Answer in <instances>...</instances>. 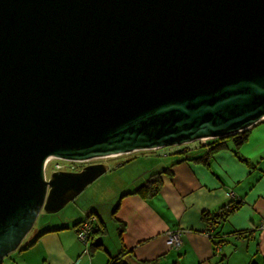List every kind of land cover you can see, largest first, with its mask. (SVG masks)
<instances>
[{"label": "water", "instance_id": "1", "mask_svg": "<svg viewBox=\"0 0 264 264\" xmlns=\"http://www.w3.org/2000/svg\"><path fill=\"white\" fill-rule=\"evenodd\" d=\"M264 119V0H0V261L108 169L54 157L225 137ZM205 143V142H204Z\"/></svg>", "mask_w": 264, "mask_h": 264}, {"label": "crops", "instance_id": "2", "mask_svg": "<svg viewBox=\"0 0 264 264\" xmlns=\"http://www.w3.org/2000/svg\"><path fill=\"white\" fill-rule=\"evenodd\" d=\"M227 144L228 149L215 153L206 166L189 161L174 164L171 174L160 176V189L152 197H120L154 172L150 164L148 168L144 164L139 176L123 179L127 187L122 193L115 191L119 195L115 193L116 202L105 217L100 207L110 204L111 196H99L98 202L74 200L72 214L45 228L57 230L43 233L28 248L11 252L0 264H106L121 249L128 252V264L155 259L157 264H264V119L251 127L247 141L238 149L247 163L233 152L231 141ZM130 159L128 164L137 157ZM236 201L240 207L228 216L207 221L206 214H218L222 206ZM89 214L103 218L106 225L110 220L113 226V234L107 228L105 235L91 240L103 246L92 253L91 241L83 243L75 231V225ZM120 222L125 225L122 245L117 234ZM175 230L182 232L181 243L169 246L167 232ZM238 231L247 237L236 236Z\"/></svg>", "mask_w": 264, "mask_h": 264}, {"label": "rangeland", "instance_id": "3", "mask_svg": "<svg viewBox=\"0 0 264 264\" xmlns=\"http://www.w3.org/2000/svg\"><path fill=\"white\" fill-rule=\"evenodd\" d=\"M205 141L206 140H202L200 143H198L197 147L202 146ZM228 143H230V141H228ZM194 144H195L194 142L192 143L190 142V143H187L186 146H190V147L196 146ZM183 145L162 147L160 150H158L159 148L154 149V150H138V151H133L130 153L115 154V155L103 156V157H97L95 159H91L90 161H93V162H103L107 166L108 169L106 170L104 174H102L97 179H95L93 182L88 184L84 188V190L74 198L75 202L79 203V201H88L86 199H90V200L94 199L95 201L98 202L101 200L99 196H104L107 194L108 197L111 196L109 200L110 204L107 203L104 207L102 206L100 207V210L102 211V213H104V217H105V213L109 210V207L116 202L115 193L116 194L118 192L122 193V190L126 189L127 187L123 179H127L130 181L132 179L131 178L132 175L139 176V173H141L142 168L144 170V164H145V168H148L150 164L151 168L154 169L152 170V172L153 171L156 172L160 168L168 166L175 159H177L179 155L172 154V153L170 154L168 153L166 155H163V154L157 155V152L164 153V152H167L168 150L174 151L176 149H180L179 147ZM197 149H198L197 151H199V148ZM135 156L137 157V160H133L129 164L125 163L122 166V168H119V167L114 168V167L119 166L121 163L125 162L127 159L133 158ZM138 160H140L142 163H140ZM56 161L64 163V161L56 160V159L49 161L47 168L45 169L46 176H49V174L53 171L54 163ZM132 185L134 184H131L130 186ZM119 189L121 191H119ZM117 190L118 192H115ZM73 201L68 202L63 208H61L55 213H46V212L40 211V213L38 214L33 224V227L31 228L29 233L25 236L20 246L29 242V239L34 235L36 229L48 227L56 223H61L60 222L61 217H66L72 214L74 210L73 208L74 205H72L74 204ZM89 217L91 219L92 217H95V216L90 215V214L86 216V218H89ZM107 228H108V233L113 234V226L110 220L109 221L107 220ZM18 249L19 247L16 250Z\"/></svg>", "mask_w": 264, "mask_h": 264}, {"label": "trees", "instance_id": "4", "mask_svg": "<svg viewBox=\"0 0 264 264\" xmlns=\"http://www.w3.org/2000/svg\"><path fill=\"white\" fill-rule=\"evenodd\" d=\"M253 127V126H252ZM251 127L237 132L235 134L229 135V136H225V137H218V138H210V139H206L205 143L202 146H198V147H193V148H181L177 153H172V154H178V158L175 159L172 163H170L168 166H166L165 168L153 172L152 174L149 175V177L140 185H138L136 188H134L132 191L130 192H125L122 195H120V197H122L123 195H127V194H137L139 196H141L142 198H148V197H152L154 195L157 194V192L160 189L161 186V179L160 176L165 173V174H171L170 168L177 163L180 162H184V161H189V162H195V163H201L202 165H208L210 158L217 153L220 150H224V149H228V141H231V143L234 146L233 152L239 157L240 160L244 161L247 163V161L242 158L239 153H238V149L239 147L245 143L248 139L249 136V131H250ZM199 148V151H197ZM201 148V149H200ZM196 149V150H195ZM131 159H127L125 162L121 163V165H124L125 163H127L128 161H130ZM241 205L240 201H236L234 203H229L226 204L224 206H222L220 209L223 211V209L226 206H231V208H239ZM118 204H116V206L113 208V211L111 213V216H113L117 210ZM219 209V210H220ZM93 215V214H90ZM216 213H212V214H206V219L207 221L210 222H215V219L217 218ZM229 213H226L225 216H228ZM84 220V219H83ZM83 220H81L80 222H82ZM79 224V223H78ZM77 225H75V231L77 229ZM124 223H118V241L120 242V245H122V233L124 230ZM46 227L40 229H36L34 235L29 239L28 243H25L22 246H19L18 250H22L25 248H28L32 245H34V243L38 240V238L43 234L46 233L47 231H54L57 229H51V230H45ZM107 233V225L106 222L103 220V218L99 217V216H95V220L92 222L91 225V232L89 234V242L96 238L97 236L102 237L103 235H105ZM77 234V233H76ZM236 236H241V237H247L246 233L243 231H238L235 232ZM78 238V237H77ZM216 244L219 243L218 241L215 242ZM87 244V242H86ZM98 249H103V246L100 242L96 241V242H92L89 244V252H95ZM128 253V252H126ZM125 250L121 249L120 252H118V254H116L115 256H110L106 262V264H128L127 260L125 258L126 256ZM2 262V260L0 261V263ZM139 264H157V260H150V261H142Z\"/></svg>", "mask_w": 264, "mask_h": 264}, {"label": "built area", "instance_id": "5", "mask_svg": "<svg viewBox=\"0 0 264 264\" xmlns=\"http://www.w3.org/2000/svg\"><path fill=\"white\" fill-rule=\"evenodd\" d=\"M202 140L199 139V140H195V141H192L194 142L196 146H186L187 143L181 147H179L180 149L181 148H185V147H188V148H193V147H197L198 143H200ZM191 142V143H192ZM190 143V142H189ZM161 148H159L158 150H160ZM180 149H176L174 151L172 150H168L167 152H164V153H159L157 152V155H160V154H163V155H166V154H170V153H177ZM62 160L64 161V163L62 162H59V161H56L54 163V168L53 170H66V171H73L74 169H77L78 167L81 166L82 163H84L85 161H71V160H65V159H59V158H47L45 163H44V168L46 169L47 168V165L49 163V161H52V160ZM230 207L229 206H226L223 211L222 210H219L218 211V215L217 217H222L225 216L226 213H230ZM95 220V217H92L90 219L87 218L86 220H83L82 222H80L77 226V229H76V233H77V237L80 241H82L83 243H86L87 242V239L89 238V234L91 232V225H92V222ZM215 220H220L219 218L215 219ZM262 226H264V223L262 224ZM181 231L180 230H175V231H168L167 232V244L169 246H178L180 243H181Z\"/></svg>", "mask_w": 264, "mask_h": 264}, {"label": "flooded vegetation", "instance_id": "6", "mask_svg": "<svg viewBox=\"0 0 264 264\" xmlns=\"http://www.w3.org/2000/svg\"><path fill=\"white\" fill-rule=\"evenodd\" d=\"M90 163H96V162H93V161L84 162V163L81 164L80 167H78L77 169H74L73 171H78L81 167H83L84 165L90 164Z\"/></svg>", "mask_w": 264, "mask_h": 264}, {"label": "bare ground", "instance_id": "7", "mask_svg": "<svg viewBox=\"0 0 264 264\" xmlns=\"http://www.w3.org/2000/svg\"><path fill=\"white\" fill-rule=\"evenodd\" d=\"M111 155H115V154H111ZM107 156H110V155H107ZM49 158H52V157H49ZM231 208V206H229ZM238 209V208H237ZM236 209L235 208H231L230 209V213L235 211ZM87 218H85L84 220H86ZM89 242V238L87 239V243Z\"/></svg>", "mask_w": 264, "mask_h": 264}]
</instances>
